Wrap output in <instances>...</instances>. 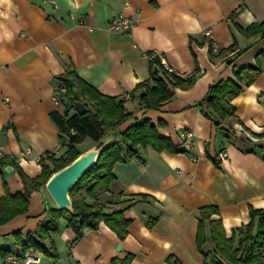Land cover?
<instances>
[{
  "label": "crops",
  "instance_id": "crops-1",
  "mask_svg": "<svg viewBox=\"0 0 264 264\" xmlns=\"http://www.w3.org/2000/svg\"><path fill=\"white\" fill-rule=\"evenodd\" d=\"M116 15L133 19L128 31L109 29ZM263 21L264 0H0V197L3 180L9 193L24 192L20 170L34 177L40 158L49 163L48 154L63 151L51 114H63L65 105L52 95L57 76L69 70L99 93L124 99L133 119L117 131L147 119L175 148L139 146L137 156L114 164L107 189L86 198L105 213L121 210L128 220L122 238L103 221L76 237L61 220L43 241L52 242L55 257L24 250L40 255L37 264H111L127 255L130 264H204L195 240L201 207L217 208L212 218L227 237L249 221L250 207L264 209V39L239 31ZM149 52L177 76L194 77L156 108L139 104L158 60ZM226 79L242 90L230 101L233 114L216 125L200 102ZM24 195L26 211L0 224V264L1 252H24L13 233L24 238L56 207L43 185Z\"/></svg>",
  "mask_w": 264,
  "mask_h": 264
},
{
  "label": "trees",
  "instance_id": "trees-1",
  "mask_svg": "<svg viewBox=\"0 0 264 264\" xmlns=\"http://www.w3.org/2000/svg\"><path fill=\"white\" fill-rule=\"evenodd\" d=\"M239 31L247 37L259 35L264 39V21L252 23L244 29L239 28ZM234 48L235 44L229 47ZM261 52L264 56V50ZM154 67H157L156 72ZM150 69L151 84L145 85L144 91L139 95V104L145 108H156L174 95L172 90L174 86L187 87L194 80L192 74L180 77L165 70L157 59H152ZM244 69L241 67L235 70L234 75L238 81H243L244 77L240 73L245 71ZM245 78V84H248L252 75H246ZM57 81L65 87V91L60 95L65 107L63 114L54 112L51 118L59 128L61 147L64 149L58 155L53 152L48 154L49 163L40 158L41 171L34 177H29L20 170L19 175L25 193L43 185L53 171L74 159L81 152L77 145L85 138L88 137L95 142L109 129L116 130L125 121L133 119L132 113L124 106V99L117 100L115 97L99 93L72 70L57 76ZM241 90L242 86L233 79L220 80L212 84L200 102L204 104L205 114L216 118L214 122L218 125L220 119L233 114L234 107L230 101ZM75 100L85 105L86 110L83 113L76 112ZM146 145L157 150L164 148L175 150L170 140L160 136L154 124L147 119H140L124 130L117 131L114 140L100 152L93 165L71 186L69 195L72 199L73 212L65 208H51L46 212L48 219L39 223L38 227L27 233L24 238H21L20 230L13 233L21 251L32 247L55 257L56 251L52 242L47 246L43 241L49 237V232L60 229L61 220L73 229L76 237L85 229L96 228L100 221H103L122 238L128 220L123 218L121 210L105 213L101 205L87 202L86 198H95L97 190L107 189L114 177L112 172L114 164L137 156V148ZM2 169L0 166V171ZM3 187L5 192L0 197V224L17 214L24 213L28 206L24 192L9 193L4 180ZM215 213H218V210L212 205L198 210L195 240L204 264H264V209L250 207L249 221L233 228L229 237L226 236L221 220L212 218ZM207 242L210 246L205 249L204 245ZM7 253L1 252V257L4 259ZM131 259V255L123 259L113 258L111 264H130Z\"/></svg>",
  "mask_w": 264,
  "mask_h": 264
},
{
  "label": "water",
  "instance_id": "water-1",
  "mask_svg": "<svg viewBox=\"0 0 264 264\" xmlns=\"http://www.w3.org/2000/svg\"><path fill=\"white\" fill-rule=\"evenodd\" d=\"M157 67H154V72ZM76 112L83 113L86 110L85 105L79 101H74ZM117 130L109 129L97 141L82 150L74 159L66 165L53 171L44 181L43 186L53 199L57 208H65L69 212H73L72 199L69 190L80 176L87 171L97 160L100 152L107 147L115 138ZM11 166H5V171H11ZM117 248L120 250L121 244Z\"/></svg>",
  "mask_w": 264,
  "mask_h": 264
},
{
  "label": "built area",
  "instance_id": "built-area-1",
  "mask_svg": "<svg viewBox=\"0 0 264 264\" xmlns=\"http://www.w3.org/2000/svg\"><path fill=\"white\" fill-rule=\"evenodd\" d=\"M133 19L124 16V15H116L110 18L109 20V29L114 32H126L132 26ZM206 35L210 33L207 29L204 31ZM212 47L216 48V43L212 42ZM147 56L150 58L158 57L160 64L164 67L165 70L172 72L173 68L156 52H149ZM65 91V87L62 84H57L55 87L52 98L55 102H58L59 96ZM129 98V96H125ZM238 131L245 132L244 128L239 126ZM249 138L255 139L254 136L249 135ZM60 146H57V148ZM54 153V152H53ZM225 155V153H223ZM5 264H37L40 261V255L36 251H24L22 253H7L4 256Z\"/></svg>",
  "mask_w": 264,
  "mask_h": 264
},
{
  "label": "rangeland",
  "instance_id": "rangeland-1",
  "mask_svg": "<svg viewBox=\"0 0 264 264\" xmlns=\"http://www.w3.org/2000/svg\"><path fill=\"white\" fill-rule=\"evenodd\" d=\"M92 142V140L90 139V138H85L81 143H79L78 145H77V148L79 149V150H84L85 148H87V146L90 144Z\"/></svg>",
  "mask_w": 264,
  "mask_h": 264
}]
</instances>
